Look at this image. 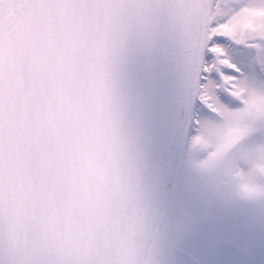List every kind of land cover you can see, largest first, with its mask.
Returning a JSON list of instances; mask_svg holds the SVG:
<instances>
[{
    "label": "snow or ice",
    "instance_id": "obj_1",
    "mask_svg": "<svg viewBox=\"0 0 264 264\" xmlns=\"http://www.w3.org/2000/svg\"><path fill=\"white\" fill-rule=\"evenodd\" d=\"M0 264H264V0H0Z\"/></svg>",
    "mask_w": 264,
    "mask_h": 264
}]
</instances>
